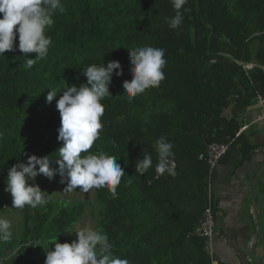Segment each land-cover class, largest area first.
Returning a JSON list of instances; mask_svg holds the SVG:
<instances>
[{"label": "trees", "instance_id": "trees-1", "mask_svg": "<svg viewBox=\"0 0 264 264\" xmlns=\"http://www.w3.org/2000/svg\"><path fill=\"white\" fill-rule=\"evenodd\" d=\"M61 2L65 10H57L46 31L52 44L44 59L29 68L26 60L35 54L26 57L18 47L0 56V213L12 206L4 190L9 169L33 154L55 157L62 146L56 107L62 93L48 103L50 89L79 87L86 83L82 68L118 60L123 75L113 74L111 97L102 101L104 128L90 151L116 156L126 175L116 198L107 188L93 189V227L130 264H210L204 241L192 236L210 183L199 157L210 144H227L241 127L240 115L258 98L264 102V0H187L178 29L166 20L175 15L171 0ZM144 45L165 49V79L130 100L122 87L131 80L128 48ZM160 136L174 144L172 175L155 171ZM241 141L242 135L234 140ZM144 152L153 166L141 175L135 164ZM59 181L41 174L34 182L66 186ZM86 208L87 202L61 201L15 212L20 224L0 242V264H44V247L51 250L55 237L76 239Z\"/></svg>", "mask_w": 264, "mask_h": 264}, {"label": "clouds", "instance_id": "clouds-1", "mask_svg": "<svg viewBox=\"0 0 264 264\" xmlns=\"http://www.w3.org/2000/svg\"><path fill=\"white\" fill-rule=\"evenodd\" d=\"M171 3L175 15L166 20L170 29H178L184 19L181 10L188 11L184 8L187 0H171ZM57 10H65L61 0H0V56L18 47L26 57L35 54L34 59L26 60L29 68L44 59L52 44L46 31L53 26ZM128 49L131 80H125L122 87L131 100L149 88L160 86L165 79L167 60L163 48L144 45ZM82 72L86 83L79 87L73 84L64 89L53 88L48 92V103L58 92L62 93L56 102L61 117L57 139L62 146L55 157L33 154L28 156L26 163H17L9 169L4 190L12 197V208L29 206L35 209L48 203L50 195L34 182L41 174L49 180L59 175V182L66 185L63 192L79 188V191L88 193L94 188H107L113 198L117 197V188L126 175L124 168L116 156L90 150L104 128L101 118L105 105L102 101L111 97L109 87L113 74L123 75V68L118 60H110L106 65L104 62L92 63L82 68ZM173 148L174 144L164 136L156 140L158 162L155 171L158 174L169 171L168 162L174 157ZM152 166V155L144 152L143 159L136 161L135 172L143 175ZM75 233L76 239L71 243H60L55 237L51 250L44 247V264H130L127 258L113 254V246L103 230L87 226ZM12 235V222L0 216V242L9 241Z\"/></svg>", "mask_w": 264, "mask_h": 264}, {"label": "crops", "instance_id": "crops-1", "mask_svg": "<svg viewBox=\"0 0 264 264\" xmlns=\"http://www.w3.org/2000/svg\"><path fill=\"white\" fill-rule=\"evenodd\" d=\"M229 116V111L226 112ZM243 141L229 147L211 176L217 264H264V102L239 117Z\"/></svg>", "mask_w": 264, "mask_h": 264}, {"label": "built area", "instance_id": "built-area-1", "mask_svg": "<svg viewBox=\"0 0 264 264\" xmlns=\"http://www.w3.org/2000/svg\"><path fill=\"white\" fill-rule=\"evenodd\" d=\"M252 68H253L252 65L245 66V69H252ZM242 130L240 128L233 138H227L228 141L227 144L213 143L208 145L206 147L205 153L199 157V160H203L208 167L210 183L207 188V207L204 210V215L202 220L194 229L192 236L194 238L201 239L204 241L203 251L205 255L208 257L210 264H217L213 252L212 240H213L214 228H215V216L216 213L219 212L220 210V207L217 205V203L214 202L213 199V189L212 186H210L211 176L219 160L227 153L229 147L234 142V140L240 135ZM168 167H169V171L165 172V174L172 175L170 173H174L176 170L175 162L170 159L168 162Z\"/></svg>", "mask_w": 264, "mask_h": 264}, {"label": "rangeland", "instance_id": "rangeland-1", "mask_svg": "<svg viewBox=\"0 0 264 264\" xmlns=\"http://www.w3.org/2000/svg\"><path fill=\"white\" fill-rule=\"evenodd\" d=\"M65 187V186H64ZM64 187L62 186H55L52 187L49 183H46L45 186H43L41 189L46 191L49 196L48 203L53 204L54 206L57 203L65 202L69 205H74L77 203H89L91 206V209L86 208L85 209V215L80 223H78L74 227V236L76 237L75 231L87 227V226H93V221L96 216V209L94 208V191L91 189L88 193H84L82 191H79V188L77 190H74L72 192H63ZM43 207V206H40ZM21 209H14L12 206L7 210V212L3 211L0 213V216H3L6 219H9L12 223V230L19 226L20 224V216L15 212H20Z\"/></svg>", "mask_w": 264, "mask_h": 264}]
</instances>
